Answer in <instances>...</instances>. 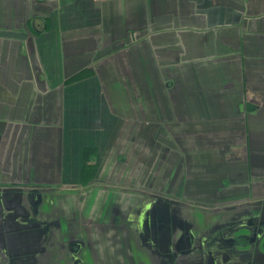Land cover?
<instances>
[{
    "label": "crops",
    "instance_id": "crops-1",
    "mask_svg": "<svg viewBox=\"0 0 264 264\" xmlns=\"http://www.w3.org/2000/svg\"><path fill=\"white\" fill-rule=\"evenodd\" d=\"M181 152L224 174L198 196L264 191V0H0V169L141 185Z\"/></svg>",
    "mask_w": 264,
    "mask_h": 264
},
{
    "label": "flooded vegetation",
    "instance_id": "flooded-vegetation-1",
    "mask_svg": "<svg viewBox=\"0 0 264 264\" xmlns=\"http://www.w3.org/2000/svg\"><path fill=\"white\" fill-rule=\"evenodd\" d=\"M158 138L153 147L177 149ZM157 173L127 202L69 211L52 177L0 169V264H264V191L247 184L229 196L222 184L198 196ZM90 174L73 187L94 185Z\"/></svg>",
    "mask_w": 264,
    "mask_h": 264
},
{
    "label": "rangeland",
    "instance_id": "rangeland-1",
    "mask_svg": "<svg viewBox=\"0 0 264 264\" xmlns=\"http://www.w3.org/2000/svg\"><path fill=\"white\" fill-rule=\"evenodd\" d=\"M203 116H206V114H203L201 117H203ZM149 117H150V115H149ZM150 119L151 118L148 119L149 124H150ZM149 134H151V132ZM165 134L164 133L163 134L158 133L156 136L149 138L150 139L149 140V144H150L149 151H150V153L148 155L149 157H148L147 161H148L149 165H147V168L153 167L155 165L158 166L157 162L159 160H161L160 154H159V149L152 147V143L155 140H156V142H158V140L160 139V138H158V136L161 135L162 139H165V141L167 142V145L171 144V142L175 140L173 137L168 136L169 138H167L165 136ZM201 137L203 138L202 139L203 142L198 140L196 145L203 144V151L207 152L211 156V153L213 151H217V150L215 149L214 146L210 145L206 139H204L206 137V134H201ZM185 138L186 137H182L181 140L185 139ZM146 140L148 141V138H146ZM217 142L219 143L217 146L221 147V143H223L224 141L218 140ZM153 148L156 149L154 152L152 150ZM203 151L196 154L195 157L201 156L203 154ZM183 155L184 154L181 152L182 168H179L178 165L168 166L169 163L165 162V164H164V168H165V172H166L165 177L167 178L165 184L172 183V181H173L172 179L175 178L174 179L175 180L174 188L176 187L177 183L178 184L180 183L183 185L185 183V186L192 185V186H190V188H191L190 193H192V192H196L197 190H199L197 188L198 184H196V179L194 178V175H196V173H198L197 175H199L200 179L202 180V181L198 182L199 184L205 185V183H208L207 187L203 186L201 189H206V188H209L211 186V182L206 181V180H209L210 175L212 176V179H215L217 182H221V179L224 178V174L222 173V171L220 169H218L217 173H214V174L211 173V171H209V170H211V169H209V166H208L209 164L200 165V168H199V163H197L196 158L193 161V163L195 165H197L198 171H195L194 164L190 163V165H189L187 162L186 156H183ZM158 157H159V160H158ZM161 157H163V156H161ZM120 158H122V157H120ZM168 160L171 161V158H169V159L166 158V161H168ZM202 161L204 163H208L205 160H202ZM129 164H130V162L127 163V166ZM238 165L239 164H237V166ZM129 172H131V171L127 170L126 172H120L118 174L116 173V175H111L108 177V179H109L108 181H102V179H98V180L95 179L96 182L94 183V185H90V186H86V187H82V188L78 187L76 189L73 187V186H77L75 183L76 177H69L68 179L65 178V182L63 181L64 184L61 185L62 189H58L60 191V193L62 191L64 193L63 195H65V196L60 195V198L63 196V199H61L60 201H61V203L63 202L64 206H68L69 211L73 210V209H75V211H77V210L82 211L80 209H82L83 206H84L86 211H89L91 209V205L93 204V201H95L94 202V204H95L101 200L104 201L103 203H104V206L106 207L108 205L109 200H111V198H114V197L117 198L116 195H119L120 199L127 202L126 200L128 199V197L130 195H131V197L136 196V195H132L133 191L129 190V188L136 186L134 184L136 182L135 180H137V177L135 175V172L132 175H129L128 174ZM180 174H182V176H181L180 180L177 181ZM95 175H98V173L95 172ZM105 178H107V177H105ZM130 178H134L135 180H131ZM225 178H226V176H225ZM143 182H144L143 180L140 182V179H138L137 183H143ZM137 185H139V184H137ZM216 187H218V184L216 185ZM132 189L138 190L140 188H138V189L132 188ZM69 190H72V191H69ZM71 193L74 196L71 195ZM197 194H198V191L196 192V195ZM213 194L216 195L217 192L214 191Z\"/></svg>",
    "mask_w": 264,
    "mask_h": 264
},
{
    "label": "trees",
    "instance_id": "trees-1",
    "mask_svg": "<svg viewBox=\"0 0 264 264\" xmlns=\"http://www.w3.org/2000/svg\"><path fill=\"white\" fill-rule=\"evenodd\" d=\"M87 165V164H86ZM84 166L83 168V173H82V177H81V181L83 183L87 182L89 180V178L91 177L90 173H91V168L87 167V166ZM89 166V165H88Z\"/></svg>",
    "mask_w": 264,
    "mask_h": 264
},
{
    "label": "built area",
    "instance_id": "built-area-1",
    "mask_svg": "<svg viewBox=\"0 0 264 264\" xmlns=\"http://www.w3.org/2000/svg\"><path fill=\"white\" fill-rule=\"evenodd\" d=\"M96 1H106V0H96Z\"/></svg>",
    "mask_w": 264,
    "mask_h": 264
}]
</instances>
